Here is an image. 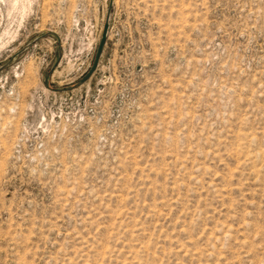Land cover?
Returning a JSON list of instances; mask_svg holds the SVG:
<instances>
[{
	"label": "rangeland",
	"instance_id": "374dc122",
	"mask_svg": "<svg viewBox=\"0 0 264 264\" xmlns=\"http://www.w3.org/2000/svg\"><path fill=\"white\" fill-rule=\"evenodd\" d=\"M0 264H264V0H0Z\"/></svg>",
	"mask_w": 264,
	"mask_h": 264
},
{
	"label": "water",
	"instance_id": "95a60500",
	"mask_svg": "<svg viewBox=\"0 0 264 264\" xmlns=\"http://www.w3.org/2000/svg\"><path fill=\"white\" fill-rule=\"evenodd\" d=\"M110 15H111V7L107 11V15H106L105 23H104L103 34H102V38H101V41H100V44H99V47H98V51H97V55H96L95 62L92 65L91 70L82 79V82L83 81H86L87 79H89L90 77H92L91 75H93V72L97 68V65H98V62H99V58L101 56V53L103 51L104 45H105L106 40H107V35H108L107 33H108V29H109Z\"/></svg>",
	"mask_w": 264,
	"mask_h": 264
}]
</instances>
